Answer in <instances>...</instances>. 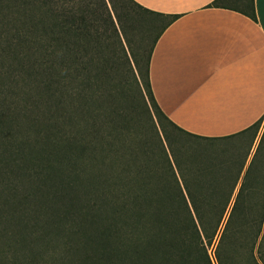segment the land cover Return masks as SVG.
Instances as JSON below:
<instances>
[{
	"label": "trees",
	"instance_id": "16d2710c",
	"mask_svg": "<svg viewBox=\"0 0 264 264\" xmlns=\"http://www.w3.org/2000/svg\"><path fill=\"white\" fill-rule=\"evenodd\" d=\"M128 1L162 24L161 14ZM97 7L0 0V241L13 249L10 264H259L253 250L262 214L239 203L241 168L229 180L224 164L181 157L161 126L163 118L196 137L169 121L154 98L148 61L158 30L141 72L131 49L130 60L122 43L121 52L111 51L105 37L108 28L119 37L117 27L126 38L114 1ZM246 8L254 18L251 0ZM130 83L136 91L126 94ZM119 87L161 127L159 169L144 174L136 157L126 161L143 145L117 166L107 156L97 160L96 133L89 139L78 129L76 117L89 114L88 135L96 132L95 118ZM101 125L111 137L114 127ZM221 179L226 189L217 188ZM258 258L264 264L260 250ZM0 264L9 263L0 257Z\"/></svg>",
	"mask_w": 264,
	"mask_h": 264
},
{
	"label": "crops",
	"instance_id": "0c3cea01",
	"mask_svg": "<svg viewBox=\"0 0 264 264\" xmlns=\"http://www.w3.org/2000/svg\"><path fill=\"white\" fill-rule=\"evenodd\" d=\"M163 20L148 61L162 113L207 141H251L264 133V0L236 8L220 0H134Z\"/></svg>",
	"mask_w": 264,
	"mask_h": 264
},
{
	"label": "rangeland",
	"instance_id": "374dc122",
	"mask_svg": "<svg viewBox=\"0 0 264 264\" xmlns=\"http://www.w3.org/2000/svg\"><path fill=\"white\" fill-rule=\"evenodd\" d=\"M83 1L87 3L90 2V7L96 9L98 8L97 2L100 0ZM113 1L118 8L119 13L122 15L123 24L126 30V38H124L117 27L116 29L117 32H119V37L111 31V28H108L105 37L110 44V50L121 52L119 50L120 44L122 43L130 60V49L136 54L139 65L138 69L143 72L147 53L152 45L153 38L161 21H159L155 15L145 11L143 13L142 11L135 9L128 0ZM248 1L249 0H226L225 2L236 8L243 9L246 8V3ZM80 2L81 0H74V3L80 4ZM100 30H102L101 26ZM134 87L135 85L130 83L127 85L124 92H126V94H128V92L131 94L136 91ZM121 93L122 91L119 87V89L115 91V96H111L107 99L108 105L106 104V107L100 109L97 117L96 115H93L97 118H95V120H97V125L95 126L97 127L96 132L91 128L89 130L90 135H88V128L91 120L89 114H83L81 117L78 115L76 118L79 123L78 129L80 133L89 139H92L91 133H96L94 155L96 154L97 160L99 158L106 159L107 156V159L111 162L113 160L115 163L114 166H117V162L120 164L119 162H121L123 156L126 155L125 153L129 152L131 149L138 148L136 147L138 145H140V147L143 145L144 149H140L139 152L134 153L131 156L128 155L124 158H127L126 161H129L133 157H136L140 163L144 164V174L146 172L145 170H150L152 168L159 169L160 166L157 165L155 156L154 141H159L157 133H159L160 137L163 139L160 131L161 127L159 128L155 117H153L152 122L145 106L144 108H135L127 100L126 95ZM108 115L110 116L111 121L107 117ZM104 120L110 125V127H114L110 128V131H113V135H110L111 137H107V128L105 130L104 126L101 125ZM262 122L263 118L258 122L255 128L247 133V137L250 135L252 138ZM160 123L166 131L170 141L180 150L181 157L189 158L190 156L191 159L199 157L204 158L210 163L224 164L228 167V170L224 169L221 174L228 177H233L241 168L239 175L240 179L237 182L236 189L242 183L241 191L245 192L243 193L241 200H239V203L242 205L251 203L256 212L259 211L262 214L261 231L257 237L253 255L259 264H263L258 258V252L260 250L261 254L264 256V240L261 243V248L259 247V242L263 234L262 231L264 230V133L260 135L259 141H251L250 137L244 141H207L178 131L163 118L160 119ZM108 143L110 145L106 148ZM109 149L111 152L107 154L106 150ZM152 153L154 154L152 155ZM117 169L119 168L112 167L111 172L115 173ZM217 173L219 172L213 170L212 175H216ZM232 177H229V180H231ZM222 181L223 179L220 180V185L217 188L226 189L227 186L223 184ZM234 194L235 193H233V196ZM249 196L250 201H248ZM0 227H2V225H0ZM0 242V247L3 249L0 251V257L6 263L10 264L12 261L13 249L9 248V245L7 247V241L4 239ZM15 250H17V247ZM47 250L48 252L43 253V255H41L42 257H49L53 252L50 248ZM242 261V263H244L246 259L242 258Z\"/></svg>",
	"mask_w": 264,
	"mask_h": 264
}]
</instances>
